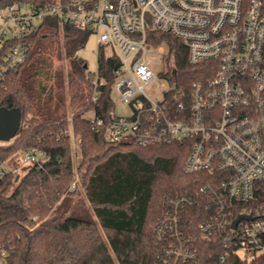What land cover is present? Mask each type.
Returning a JSON list of instances; mask_svg holds the SVG:
<instances>
[{
    "label": "built area",
    "instance_id": "2783aa9c",
    "mask_svg": "<svg viewBox=\"0 0 264 264\" xmlns=\"http://www.w3.org/2000/svg\"><path fill=\"white\" fill-rule=\"evenodd\" d=\"M49 17L89 32L97 39L98 54L108 48L119 59L112 93L130 106V114L118 115L115 107L107 116L91 110L86 116L91 113L92 128L108 142L149 146L190 140L185 172L207 178L200 192L212 209L200 223L205 239L218 237L227 254L264 264V0L15 2L0 9V82L26 61L28 35ZM155 29L178 37L189 63H209L206 71L213 74L186 85L175 80L170 64L165 75L171 72L175 84L162 99L152 98L146 92L156 79L152 65L169 57L168 46L148 41V30ZM91 82V101L97 103L105 83L98 67ZM67 134L78 147L81 140L73 130ZM48 159L41 148L23 149V160L33 166L42 167ZM6 172L20 176L14 165L0 166V176ZM70 189H76V181ZM191 200L175 201V211L155 225L160 264H189L197 255L178 212ZM240 215L250 218L234 226ZM6 258L3 251L0 264H7Z\"/></svg>",
    "mask_w": 264,
    "mask_h": 264
},
{
    "label": "trees",
    "instance_id": "16d2710c",
    "mask_svg": "<svg viewBox=\"0 0 264 264\" xmlns=\"http://www.w3.org/2000/svg\"><path fill=\"white\" fill-rule=\"evenodd\" d=\"M52 1L0 0V9L15 2L43 5ZM89 37V32L70 23L46 18L28 35L26 61L0 82V107L22 110L19 132L10 141L0 142V166L17 151L32 147L49 157L42 167L32 166L17 180L10 172L0 176V256L7 253V264H160L155 225L175 211V201L187 196L191 202L179 205L178 212L197 248L189 264L209 260L252 264L227 254L218 237L205 239L200 223L212 209L200 192L207 178L203 173L185 172L190 140L149 146L108 142L92 128L87 112L107 116L115 107L112 89L119 59L100 48L98 71L105 83L93 103L92 71L76 55ZM147 37L154 45L168 46V62L176 68L178 82L190 85L213 74L206 71L209 63H189L186 47L173 34L155 29L148 30ZM7 49L8 45L1 54ZM53 56L66 57L67 80L76 87L70 113L66 76L49 69ZM168 75L174 80L171 72ZM70 129L81 140L78 147L66 135ZM75 181L76 189L71 190ZM222 255H226L225 263Z\"/></svg>",
    "mask_w": 264,
    "mask_h": 264
},
{
    "label": "rangeland",
    "instance_id": "374dc122",
    "mask_svg": "<svg viewBox=\"0 0 264 264\" xmlns=\"http://www.w3.org/2000/svg\"><path fill=\"white\" fill-rule=\"evenodd\" d=\"M63 42V39L61 40ZM105 54L110 55L112 52L110 49L106 48ZM76 55L78 57H81L86 61L87 64V71H95L98 67V43L97 39L94 35H90L87 43L84 45V47H81L77 50ZM171 62V60H170ZM169 63L166 59L163 62H156L153 63L152 69L156 73V79L154 82L147 86L146 92L155 99H162L164 91L171 88L175 83H171L169 78L165 75L166 70L169 68ZM67 60L66 57L63 56V58H58L57 56L52 57V61L49 65L50 71L55 74V72L64 73L66 76L67 73ZM66 76V80H67ZM53 82V81H51ZM77 82V81H76ZM67 83V111L70 113L73 109V103L71 102L73 95L76 92L75 86H70L69 81H66ZM89 93L88 89H85L83 91V95H87ZM114 101H115V111L118 115H128L130 114V106L126 103L121 102L118 97L114 94L113 95ZM88 117L91 116V113L87 114ZM2 142V141H0ZM76 162L80 160V154L79 152L76 153L75 156ZM14 165L18 167L20 171V176L24 175L32 166V162H26L23 160V150L17 151L15 154H13L5 163L2 164L3 168L8 169L9 166ZM14 189V185L11 187L10 191ZM76 198V197H75ZM87 206L90 208V204L87 202ZM90 214L95 217L92 208H90ZM102 231V229H101ZM103 232V231H102ZM104 234V233H103Z\"/></svg>",
    "mask_w": 264,
    "mask_h": 264
},
{
    "label": "water",
    "instance_id": "95a60500",
    "mask_svg": "<svg viewBox=\"0 0 264 264\" xmlns=\"http://www.w3.org/2000/svg\"><path fill=\"white\" fill-rule=\"evenodd\" d=\"M172 74L176 75L177 70L173 68ZM22 122V110L19 107L8 108L5 106L0 107V141H10L19 132ZM19 176L15 178L17 180ZM249 216L240 215L234 221V226L240 221L241 218Z\"/></svg>",
    "mask_w": 264,
    "mask_h": 264
}]
</instances>
